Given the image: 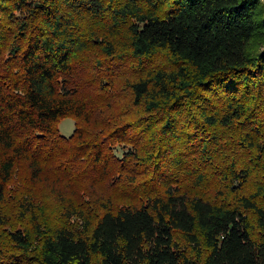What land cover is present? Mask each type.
<instances>
[{
    "label": "trees",
    "instance_id": "1",
    "mask_svg": "<svg viewBox=\"0 0 264 264\" xmlns=\"http://www.w3.org/2000/svg\"><path fill=\"white\" fill-rule=\"evenodd\" d=\"M262 15L0 0V264H264Z\"/></svg>",
    "mask_w": 264,
    "mask_h": 264
},
{
    "label": "rangeland",
    "instance_id": "2",
    "mask_svg": "<svg viewBox=\"0 0 264 264\" xmlns=\"http://www.w3.org/2000/svg\"><path fill=\"white\" fill-rule=\"evenodd\" d=\"M261 4H262V11H263L262 16L264 17V0H261ZM255 44H256L255 46L256 50L260 51L264 49V33H261L260 35H258L257 40L255 41ZM160 57L162 56L154 57L151 60L146 59V60L140 61V63L139 62L134 63L132 67L133 68H150L151 66L156 65V63L160 64V59H161ZM124 68H131V66L126 64ZM73 129H74V122L71 118H64L58 122L59 134H61L64 137H68L69 135H71L73 132ZM126 149H127L126 147L118 146L117 148H115L114 152L117 156H121V154L124 151H126Z\"/></svg>",
    "mask_w": 264,
    "mask_h": 264
}]
</instances>
